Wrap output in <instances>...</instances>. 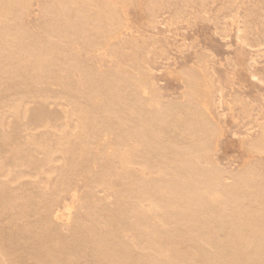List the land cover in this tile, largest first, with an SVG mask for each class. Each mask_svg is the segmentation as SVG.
<instances>
[{
    "label": "bare ground",
    "instance_id": "1",
    "mask_svg": "<svg viewBox=\"0 0 264 264\" xmlns=\"http://www.w3.org/2000/svg\"><path fill=\"white\" fill-rule=\"evenodd\" d=\"M31 1L5 0L0 4V262L10 264L12 258L22 254L28 258L34 251L36 260L28 264H51L47 249L58 243L60 250L78 254L77 264H166L169 257L175 264H264V208L260 203L264 200V172L258 160L264 157V116L258 120L255 138L240 142L246 155L240 169L234 175L226 174L211 162L222 129L210 114L203 82L192 75L185 76L186 100L176 106L148 98L146 93L128 95L124 88L117 101L109 103L112 107L97 110L100 87L91 80L90 69L79 64L76 68L87 80L91 94L86 101L69 104L70 116L79 123L77 131L54 136L53 146H46L42 139H18L8 129L6 110L18 117L31 105L40 117L47 107L49 96L34 88L44 73L57 67L50 38L64 33L69 41L92 40L96 46L122 28V19L112 6L101 11L97 0H53L56 10L46 16L50 36L29 34L21 18ZM153 7L152 0L150 18ZM72 15L76 24L70 21ZM93 22H100L101 27L91 39ZM10 23L16 27L11 29ZM22 54L28 57L24 66L18 62ZM67 56L74 61L71 54ZM20 73L25 82H18ZM125 104L138 113L135 129L118 127L120 106ZM105 115L118 123L115 128L102 129ZM100 135L111 150H121L128 157L122 176L127 186L115 192L117 209H112L106 196L90 192L84 213L71 216L67 209V214H54L62 194L74 187L78 170H84L94 184H101L103 173L92 168ZM141 142L145 143L143 149ZM164 149H169L170 155ZM55 154L61 155L63 165H57L51 186L36 181L19 186L8 182L11 168L22 164L36 175ZM199 157L206 160L204 170L197 169ZM177 175L185 183L182 187L175 181ZM145 202L162 206L164 230L147 223L142 212ZM65 224L70 227L68 237L60 228ZM184 225L188 226L186 238L177 241L179 227ZM127 235L132 236L130 241ZM60 264L71 261L66 258Z\"/></svg>",
    "mask_w": 264,
    "mask_h": 264
},
{
    "label": "rangeland",
    "instance_id": "2",
    "mask_svg": "<svg viewBox=\"0 0 264 264\" xmlns=\"http://www.w3.org/2000/svg\"><path fill=\"white\" fill-rule=\"evenodd\" d=\"M3 1L0 0V4ZM97 1L101 11L106 6H112L118 12L122 19L120 31L96 46H92V40L69 41L64 33L50 38L57 67L53 72L44 73L34 88L38 93L49 96L47 107L40 117L34 113L31 105L18 117L6 110L4 122L8 129L13 130L18 139L26 136L34 140L42 139L46 146H53L54 136L63 137L77 131L79 123L77 118L70 116L69 104L76 100L86 101L91 94L87 80L76 68L79 64L90 69L91 80L100 87L99 104L95 105L97 110L105 105L112 107L109 103H115L124 88L128 95L146 93L148 98L176 106L186 100L185 76L190 74L203 82L210 114L222 129L211 162L228 175L236 174L246 158L240 142L255 138L258 120L264 116V0H205L203 4L199 0H153V19L148 11L152 0ZM55 10L53 0H32L21 18V25L29 34L48 37L46 16ZM70 21L77 23L73 15ZM9 27L14 29L16 24L10 23ZM100 27V22L90 25L91 39ZM67 54L75 57L74 61ZM27 59V55L22 54L18 62L24 66ZM28 64L30 68L33 67L31 62ZM17 80L25 82L24 74L20 73ZM23 88L27 89V85H23ZM120 108L119 124L113 121L111 115H105L100 124L102 129L115 128L116 124L124 130L138 127L137 111L130 109L128 104ZM101 139L102 135L97 139L92 161L93 170L103 173L101 184H94L84 170H78L74 187L62 194L57 207L53 209L54 214H67V209H70L71 216L77 212L84 213L90 192L100 197L106 196L112 209H117L115 192L127 186L122 176L128 168V157L125 158L121 150H111L108 143ZM144 147L145 143L141 142V149ZM164 150L170 155L169 149ZM258 160L264 172V157ZM51 161L36 175L18 164L10 169L12 173L8 182L19 186L36 181L51 186L58 174L57 165H63V160L60 154H55ZM196 163L198 170L205 169L204 158L199 157ZM175 181L181 187L185 184L178 175ZM260 203L264 208L263 199ZM142 212L151 228L164 230V210L160 204L152 207L145 202ZM114 226L117 228L118 224L114 223ZM60 228L66 237L70 235L68 225ZM187 230L186 225L179 227L180 234L176 240H184ZM131 239L132 236L127 235V240ZM47 252L46 258L51 264H60L66 258L70 259L71 264H77L78 254L60 250L58 243ZM30 253L28 258V254H22L10 262L33 263L32 259L36 260L35 252ZM165 263L175 264V261L169 257Z\"/></svg>",
    "mask_w": 264,
    "mask_h": 264
}]
</instances>
